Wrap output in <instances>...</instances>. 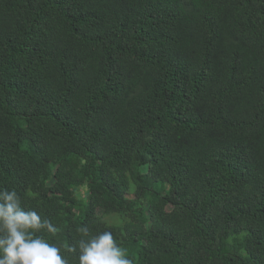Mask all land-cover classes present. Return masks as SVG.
Wrapping results in <instances>:
<instances>
[{
	"label": "trees",
	"instance_id": "1",
	"mask_svg": "<svg viewBox=\"0 0 264 264\" xmlns=\"http://www.w3.org/2000/svg\"><path fill=\"white\" fill-rule=\"evenodd\" d=\"M4 189L68 264H264V0H0Z\"/></svg>",
	"mask_w": 264,
	"mask_h": 264
},
{
	"label": "clouds",
	"instance_id": "2",
	"mask_svg": "<svg viewBox=\"0 0 264 264\" xmlns=\"http://www.w3.org/2000/svg\"><path fill=\"white\" fill-rule=\"evenodd\" d=\"M42 229L58 231L51 220L26 210L16 190H0V264H68L60 247L36 235ZM66 251H78L79 264H133L111 231L81 238Z\"/></svg>",
	"mask_w": 264,
	"mask_h": 264
},
{
	"label": "rangeland",
	"instance_id": "3",
	"mask_svg": "<svg viewBox=\"0 0 264 264\" xmlns=\"http://www.w3.org/2000/svg\"><path fill=\"white\" fill-rule=\"evenodd\" d=\"M81 193H82V189H81ZM110 219H111L112 221H114V220L116 219V217H115V219H114V217H110Z\"/></svg>",
	"mask_w": 264,
	"mask_h": 264
}]
</instances>
